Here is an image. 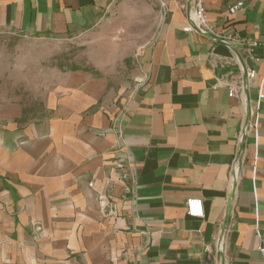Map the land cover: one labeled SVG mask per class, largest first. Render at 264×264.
I'll return each instance as SVG.
<instances>
[{"label":"crops","instance_id":"crops-1","mask_svg":"<svg viewBox=\"0 0 264 264\" xmlns=\"http://www.w3.org/2000/svg\"><path fill=\"white\" fill-rule=\"evenodd\" d=\"M110 1L0 0V31L74 38ZM192 1L159 0L129 83L54 69L43 118L0 105V264H264V0H202L206 35L184 31Z\"/></svg>","mask_w":264,"mask_h":264},{"label":"rangeland","instance_id":"rangeland-1","mask_svg":"<svg viewBox=\"0 0 264 264\" xmlns=\"http://www.w3.org/2000/svg\"><path fill=\"white\" fill-rule=\"evenodd\" d=\"M163 21L159 0H111L104 23L65 39L24 38L0 31V105L19 102L23 119L45 116L39 87L50 70L84 69L112 82L131 81L132 55ZM42 89V88H41Z\"/></svg>","mask_w":264,"mask_h":264},{"label":"built area","instance_id":"built-area-1","mask_svg":"<svg viewBox=\"0 0 264 264\" xmlns=\"http://www.w3.org/2000/svg\"><path fill=\"white\" fill-rule=\"evenodd\" d=\"M244 6L243 2H238L235 5H232L228 8V14L233 15L238 10L242 9ZM182 9L185 11V17L188 21V25L184 28L185 32H196L201 35H206L210 32L209 27L206 24V12L202 5V0H193L192 5L186 6L182 5ZM160 9L162 13V17L164 18L166 16V10L162 3H160ZM247 76L249 78H252L254 76L253 70H248ZM245 90V87H241L240 89H234L233 87L229 90V96L230 97H239L241 98L243 95V92ZM264 96L261 95L260 99H263ZM247 125L243 127L242 134L246 131ZM240 152L238 153V156L236 157V160L232 164L231 170H230V185L232 189L236 185V182L238 181V158L240 155ZM185 207L188 216L193 218H202L204 216L203 211V205L202 201L200 199H188L185 202ZM217 251H221V240L216 243ZM260 252H264V249L262 247L259 248Z\"/></svg>","mask_w":264,"mask_h":264}]
</instances>
